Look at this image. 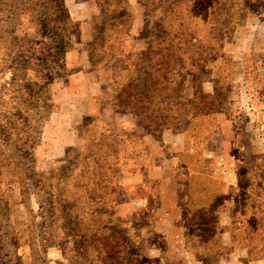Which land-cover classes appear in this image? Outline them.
<instances>
[{
    "label": "rangeland",
    "instance_id": "rangeland-1",
    "mask_svg": "<svg viewBox=\"0 0 264 264\" xmlns=\"http://www.w3.org/2000/svg\"><path fill=\"white\" fill-rule=\"evenodd\" d=\"M61 1H51L61 10L55 21L44 9L49 0H0V264H133L137 248L145 256L138 264H159L161 256L190 264L183 243L190 238L198 246V228H180L173 206L202 184L225 201L219 225L228 231L220 241L229 236V246L232 235L235 240L218 259L202 244V257L219 264L238 252L242 264H264V0H176V7L202 13L220 43L201 36L202 46L214 49L203 48L208 53L197 57L187 47L182 56L187 68L172 107L183 121L180 131L160 132L180 137L173 147L155 143L150 130L114 108L108 83L119 63L90 67L86 44L92 38L123 42L126 35L165 39L163 20L174 0H148L149 9L129 0L124 22L120 13L98 9L96 0H63L66 14ZM67 15L72 27L59 23ZM114 17L124 28L109 26ZM64 34L65 57L62 45L53 43ZM137 42L127 47L136 50ZM22 101L44 108L22 112ZM34 112L40 123L25 130ZM198 112L209 115L194 139L196 132L181 130ZM91 116L99 117L100 130L86 142L81 128ZM8 136L31 139L28 155L21 143L6 142ZM88 201L96 208L88 210ZM161 206L165 212H157ZM92 211L108 219L107 243L97 242L95 228L81 229V218Z\"/></svg>",
    "mask_w": 264,
    "mask_h": 264
},
{
    "label": "trees",
    "instance_id": "trees-1",
    "mask_svg": "<svg viewBox=\"0 0 264 264\" xmlns=\"http://www.w3.org/2000/svg\"><path fill=\"white\" fill-rule=\"evenodd\" d=\"M51 1L49 0V3H46L44 9L49 10L52 15L51 17L57 21V13L61 12L60 6L57 5V8L53 3H51ZM128 1L129 0H96L95 4L98 9L104 8V13L109 11L113 12L112 14L120 13L122 21L124 22L125 18H129V15L127 14V10L129 8ZM43 2L44 0H42L40 5L43 4ZM135 2L146 8L151 5L150 1L148 0H135ZM61 5L64 14H66L63 0L61 1ZM176 5L177 1L174 0L170 6L166 18L163 20V27L168 34V37L165 39L156 37L154 34L141 37L140 39L137 37L130 38V35H126V38L123 40V42L118 41V39H108L106 42L105 40L99 42L92 38V42L86 44V46H88L86 51L87 62L90 67L109 69L113 62H116V64L119 63L120 67L118 68L117 66L116 68L117 71L119 69L120 71L116 74H113L108 83L111 103L115 109L120 110L123 114L130 115L140 125L145 126L148 130H150L149 133L156 142H160V132L162 129L170 128L173 129V131H180L178 126L183 121V119H180L178 116L180 112L177 113L176 111L177 114H174L173 112L174 109L172 107V100L174 97H172V94L177 91L176 83L178 86H182L179 81V77L182 74L181 72L187 68L184 61H182V56H186L188 54L187 47H190L194 50L193 56L202 57L204 54L208 53L206 50L203 52V48L206 49L208 47L209 49H214V46L205 44L206 47H203L201 36L209 38L210 42L213 41L220 43V40L216 39L217 36L215 32L213 33L211 29H206L207 24H205V21H202L201 19L202 13L194 12V10L190 7H176ZM124 10L125 12L123 13ZM119 19L120 17H114L116 23L114 22L113 25H109L107 23L104 24V26L102 25V31L98 30V33L104 34L108 25L115 30L116 27H121V29L124 28V23L119 22ZM72 22L73 21L69 16L64 20L62 19L59 21L61 25H70L71 27ZM65 30L66 29L63 30L64 33ZM92 31H95V28ZM126 32L128 33V31ZM117 33L119 34V30L116 31V34ZM67 41V34H64L60 43L58 39L53 38L54 44L62 45L64 52L62 54L63 56L70 49ZM127 42H137L136 46L138 47H136V50L133 48L129 49L127 47ZM140 42H143V47L137 49L139 48ZM117 43L118 46L116 45ZM62 55L59 57L61 60L65 57ZM31 92L35 91L32 90ZM31 99H34V97H31ZM35 103L33 101H22L21 105L23 107L20 111L29 112L30 109H33L34 106H36ZM40 108L36 107L34 109L37 111ZM166 111L168 113H166ZM32 114L35 115V112L27 114L25 120L26 123L24 124L25 126L27 125L24 127L25 130L29 128L30 122H33L34 125H38L40 123V121L36 120V117H34ZM208 115L209 113L203 114V112L193 114L190 118V125L188 124L187 127L183 128L181 133L189 135L190 132H196V135L197 132L199 133L198 130H200L198 126L205 124V122L208 120ZM99 120V117L91 116L88 123H86L85 126L81 128L86 142L88 139L91 140L94 138L93 134L100 130ZM212 120H214L213 117ZM5 127L9 130L11 129V124H5ZM41 128H43V125ZM207 133L214 134L213 131ZM41 135L42 130L41 133L37 135L39 141L42 138ZM195 135L192 134L191 137H194V139L198 137ZM30 140L31 139L26 137L16 138L8 136L5 141L21 143L19 145L20 151L28 155V151L30 150L28 147ZM30 155L31 154L29 153V156ZM180 164H182L181 161ZM183 168L184 172L186 173L184 174L187 176V171H185L187 168L186 166L183 167V165H180L179 171L183 170ZM203 171L204 170L202 169L199 171V173ZM220 196V193L218 195L216 191L214 192V190H210L202 184L196 189L191 187L188 196L184 200H178L173 206V209L178 212L174 214L173 221H181L180 228H185L187 226L198 228V233L196 234V237L194 236L193 238L196 239L195 241L199 245L194 246L190 242V238H186L183 243L184 256L188 257L191 262L194 261L200 262L202 264H208L212 260L209 255L206 256V258L202 257L205 256L202 252V244H207L206 246L209 244L210 247H212V252L216 255V259L227 256L233 247H235L233 235H230L231 244L229 246L224 245L220 241L223 232L228 231V229L226 230L224 227L219 225V214L222 211V205L225 202ZM85 204L88 206V210L96 208L92 206L91 201H88ZM97 204H100V202ZM102 205L104 204L102 203ZM163 211L165 212L166 210L162 206L161 208L157 209V212ZM169 213L171 212L169 211ZM81 220L80 226L82 231L90 233L93 232V228H95L93 234L94 237L97 238V242L100 245L101 243H107L108 237H105V234L108 225V219L105 216H95L92 211L91 214L82 217ZM85 235L87 236L88 234ZM81 241L83 243V247L88 245V241L85 239L84 235L81 238ZM102 246L105 247V249H109L108 245ZM208 249L209 247L207 250ZM137 251L138 252L135 254V258L132 261L133 264H138L139 259L145 258L144 255H140L142 252L141 249L137 248ZM208 252L210 254V251ZM111 256L112 259L116 258L114 251L111 253ZM165 261L168 264H178V262L175 263L174 259H166L164 256L159 257V264H163Z\"/></svg>",
    "mask_w": 264,
    "mask_h": 264
},
{
    "label": "crops",
    "instance_id": "crops-1",
    "mask_svg": "<svg viewBox=\"0 0 264 264\" xmlns=\"http://www.w3.org/2000/svg\"><path fill=\"white\" fill-rule=\"evenodd\" d=\"M169 136L171 137V140L169 139ZM173 134L172 133H170L169 135H165V134H163L162 136H161V138H160V141L161 142H164V143H170V142H172V147H173V142L174 143H179L180 142V137L179 136H177V137H175L176 139H173ZM165 138H168L169 140L168 141H166L165 140ZM154 142H155V140H154ZM156 143V142H155ZM159 143V142H158ZM201 167H203V166H201ZM228 187H229V185H227ZM231 186V185H230ZM226 233V231L224 232V234ZM224 239H227V237H224ZM227 241L229 242L230 240H229V236H228V239H227ZM227 241H224L223 243H224V245H226V244H228L227 243ZM226 242V243H225ZM244 259L242 258V255L240 254L239 255V253L238 252H233V253H231L228 257H226V258H222L221 260H220V262H218L219 264H242V263H244V261H243ZM190 264H191V262H190Z\"/></svg>",
    "mask_w": 264,
    "mask_h": 264
}]
</instances>
